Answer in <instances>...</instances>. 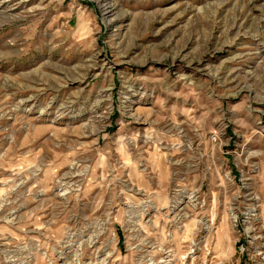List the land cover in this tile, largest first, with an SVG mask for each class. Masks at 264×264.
Returning <instances> with one entry per match:
<instances>
[{
	"label": "rangeland",
	"instance_id": "1",
	"mask_svg": "<svg viewBox=\"0 0 264 264\" xmlns=\"http://www.w3.org/2000/svg\"><path fill=\"white\" fill-rule=\"evenodd\" d=\"M0 264H264V0H0Z\"/></svg>",
	"mask_w": 264,
	"mask_h": 264
},
{
	"label": "bare ground",
	"instance_id": "2",
	"mask_svg": "<svg viewBox=\"0 0 264 264\" xmlns=\"http://www.w3.org/2000/svg\"><path fill=\"white\" fill-rule=\"evenodd\" d=\"M112 7H113V5L111 4V5H109L108 7L105 8L106 14L108 13V11L111 10ZM109 13H111V12H109ZM108 22H109V20H108Z\"/></svg>",
	"mask_w": 264,
	"mask_h": 264
},
{
	"label": "built area",
	"instance_id": "3",
	"mask_svg": "<svg viewBox=\"0 0 264 264\" xmlns=\"http://www.w3.org/2000/svg\"><path fill=\"white\" fill-rule=\"evenodd\" d=\"M64 195V194H63Z\"/></svg>",
	"mask_w": 264,
	"mask_h": 264
}]
</instances>
